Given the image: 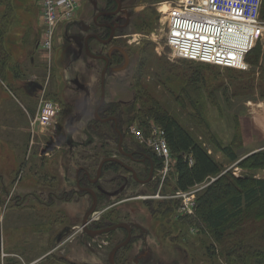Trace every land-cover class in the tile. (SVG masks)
I'll return each instance as SVG.
<instances>
[{
  "label": "rangeland",
  "instance_id": "1",
  "mask_svg": "<svg viewBox=\"0 0 264 264\" xmlns=\"http://www.w3.org/2000/svg\"><path fill=\"white\" fill-rule=\"evenodd\" d=\"M147 1V11L152 8L151 10L155 14L153 26L151 30H141L136 27L124 32L125 34H134L130 37L133 41L127 43L132 47L131 70L115 73L108 79L107 98L112 100H117L119 97L135 99L140 90V87L136 86L137 84L140 86V82H142L154 99L163 103L168 111L177 116L199 140L212 149L213 155L223 164V172L229 168L227 171L233 175L255 174L258 177H263L264 168L251 169L250 162L243 163L247 166L239 164L240 160L242 161L250 155L249 153H253L252 151L264 149V93L258 87V72L254 88L250 89L244 85L247 78L245 73L255 69V65L248 60L249 68L243 71L218 65L202 68L200 66L202 64L198 61L193 62L174 57L171 47L166 43L167 22L162 6L177 0ZM19 2L20 5L14 8V4H19ZM38 11L41 13V0H0V34L4 32L0 36V188L1 183H6L9 188L8 193L1 192L0 195L3 194L6 201L9 200V196L13 192L22 193L38 188L43 184L42 177L45 173L57 180L63 179L60 165L65 163V157H63L65 150L60 149L58 145L63 144L61 141L64 139V135L70 132L75 136V139L85 140L84 133L89 124L88 119H90L101 93L99 79L102 62L92 61L86 56L78 59L76 46L67 40L64 31L60 28L63 23H60L57 28L52 52L49 54L41 46L42 27L35 16ZM263 13L262 10L261 19L264 23ZM18 16H21V19ZM258 46H261L264 51V35L255 48ZM261 58L264 61V55ZM143 61H146L144 67L141 63ZM160 63L169 65L170 68L173 67V70L170 71L180 73L181 77L192 70L201 71L205 75L207 80L204 84H200L201 92L198 98L203 114L209 123V130L223 144H229L236 139L235 141L239 144L236 150L240 155L247 154L239 159L237 164H232L233 162H230L214 147L205 133L206 128L199 125L196 118V120L192 118L191 109L182 107L181 98H177L176 95L181 92V83L183 82L178 85L179 82L176 79L172 81L168 78L171 72L167 73V76L162 70L157 71ZM139 68L138 76L134 78L133 71ZM257 71H259L258 67ZM75 77L90 87L91 95L87 115L83 120L75 121L72 124L70 121L83 107L84 98V92L78 90L71 82V79ZM30 81L41 83L43 89L28 93L24 83L27 84ZM168 87H173L175 94L171 93ZM42 99L52 100L58 104L57 122L53 127L44 131L37 129L33 133L32 119L37 114ZM140 104L141 102H138V105ZM133 122H138V120L135 119ZM129 125L127 123L126 127ZM127 135L141 144L130 132ZM96 142H99L98 138L95 139L94 143ZM124 143L128 144V139ZM82 153L84 154L75 155L74 160H66L70 164L71 171L68 175L71 178L74 177L77 164L91 163V154L86 151ZM101 157L103 155H99V161ZM123 159L127 161L126 158ZM96 167L93 169L95 170ZM173 185V177L169 175L160 184L162 190L156 192L159 194L158 197L151 200L155 203L164 200L178 201L177 207L179 208L181 200L171 197L175 193L171 190ZM131 192L137 193L134 190H129L126 193ZM141 194H143L142 198L116 205L110 211L124 205L128 210L141 208L142 212L147 211L146 201H149L148 197L151 195L142 192ZM163 196L168 197L164 198ZM197 196L198 194L196 195V206ZM11 207L13 208V205L9 201L0 207V214L2 212L0 227L4 229L5 240H11L12 235L13 240L20 247L32 244L42 248L36 253H43L46 248L44 223L41 221V224L33 225L30 219L32 214L27 211V213L19 214L21 219L16 223L13 218H10L13 212ZM66 210L69 212L70 208L67 207ZM37 214L38 211H36V216H40L41 213ZM194 214H196V209L193 214L185 216ZM181 216L174 211L172 220H170L173 225L170 222L164 224L168 227H185L186 235L178 234L177 231L172 233V236L178 235L175 239L178 246H186V248L178 250L179 253L188 252L190 257H194L195 264H230L226 257L227 243L224 244V242L216 240L204 225L188 227L187 224H184ZM4 217H6L5 220H3ZM39 225L40 227H38ZM11 227L15 228L12 234H10ZM169 230L171 231V229ZM74 248L80 255L86 256L84 246L76 244ZM55 253V255L59 254V250H56ZM106 253L107 249L103 250V262H105ZM42 261L38 264L58 263L54 259Z\"/></svg>",
  "mask_w": 264,
  "mask_h": 264
},
{
  "label": "flooded vegetation",
  "instance_id": "2",
  "mask_svg": "<svg viewBox=\"0 0 264 264\" xmlns=\"http://www.w3.org/2000/svg\"><path fill=\"white\" fill-rule=\"evenodd\" d=\"M78 2L79 6L75 16L64 22L60 28L64 31L67 40L76 46L78 59L86 56L92 61H101L103 65L99 79L101 93L88 119L89 124L84 133L85 140L75 139L71 132L64 135L61 141L63 144L58 145L60 149L65 150L63 152L65 163L60 165L63 179L57 180L45 173L42 177L44 179L42 185L24 193L13 192L8 201L11 202L13 208L19 207L24 212L32 214L30 219L33 225L41 221L44 223L47 249L45 258L46 260H57L56 264H112L110 262L112 250L127 239L129 242L119 248L113 257L115 264H195L194 257H190L188 252L179 253L178 250L186 246H178L175 241L178 235L172 236L174 231L186 235L185 227L164 225L169 223L172 217L170 219L164 217L157 209L160 201L155 203L151 200L158 197L157 191L162 190L161 183L158 184L160 168L158 158L151 152V149L137 143L135 139L127 135L129 127H126L125 106L129 105L133 99L119 97L117 100H112L107 98L108 79L115 73L131 70L132 47L127 43L133 41L130 37L134 34L124 32L138 27L142 14L148 10L146 4L148 1L78 0ZM87 47L90 53L97 57L90 56L86 50ZM121 49L127 53L129 62L125 68L115 70V68L124 67L126 63V55ZM103 76L105 77V100L98 109L97 117L96 108L102 98ZM76 78L78 77L72 78L71 82L78 90L84 92V106L86 92L72 81ZM28 84L26 88L29 91L43 89V85L39 82L30 81ZM88 88L90 94L87 112L81 119H78L82 107L70 121L72 124L83 120L88 113L91 95V89L89 86ZM108 118V121H103ZM97 138L99 142L94 143ZM126 139H128V144L125 145ZM83 151L91 154V163L77 164L74 177L71 178L68 175L71 171L70 164L66 160H74L75 155L84 154ZM99 155H103L100 161ZM107 157H116L121 162H106L101 177L96 180L100 162ZM123 158H126L128 162ZM109 163H116L119 167L107 168L106 165ZM94 167H96L95 170ZM1 185L0 194L1 192L8 193L9 188L6 183H1ZM129 190L137 193H126ZM91 191L97 195V207L96 211L88 216V223L84 226L83 221L94 202ZM141 192L151 195L148 197L149 201H146L148 208L147 211H143L144 213L141 208L128 210L126 205L110 211L116 205L142 198ZM8 201L4 199L3 194L0 195V207ZM67 207L70 208L69 212L66 210ZM108 210L117 213L119 218L111 222L108 219L110 212L103 214ZM36 211L38 214L41 213L40 216H36ZM177 212L179 214V208ZM95 214L97 215L94 217ZM120 222L127 225L106 233H98L99 230ZM170 223L173 225V222ZM1 228L0 246L3 242ZM76 244L84 246L85 257L74 248ZM105 249L107 253L105 262H103V250ZM56 250H59L57 255H55Z\"/></svg>",
  "mask_w": 264,
  "mask_h": 264
},
{
  "label": "trees",
  "instance_id": "3",
  "mask_svg": "<svg viewBox=\"0 0 264 264\" xmlns=\"http://www.w3.org/2000/svg\"><path fill=\"white\" fill-rule=\"evenodd\" d=\"M19 5L20 2L14 4V8ZM151 9L142 14L138 24L139 29L151 30L155 21V14ZM262 10L264 12V0ZM3 33L1 32L0 36ZM262 55H264V51L261 46L254 47L247 54L246 60L251 61L255 65V69L245 73L247 78L244 85H247L250 89L254 88L255 77L258 72V87L264 93V61H262ZM145 62H141L142 67H144ZM200 63L202 68L213 65ZM161 64L158 66L157 71L162 70L164 75L167 76V73L171 72L168 78L172 81L176 79L179 82L178 85L183 82L181 83V92L176 95L177 98H181L182 107L191 109L192 118H196L198 124L206 128L205 133L217 150L230 162L238 161L240 153L236 150L239 145L235 141L236 139L229 144H223L209 130V123L203 114L202 105L198 99L201 92L200 84H204L207 80L205 75L201 71L192 70L181 77L180 73L170 71L173 70V67L170 68L169 65ZM257 67L259 71H257ZM135 70L133 71V77L137 78L140 68ZM238 70L243 71L242 69ZM172 75L174 76L173 79ZM163 85L165 86V83ZM136 87H140L139 93L129 105L125 106L126 121L129 125L137 119V123L146 128L151 122H154L164 130L175 159L174 169L170 174L174 180V185L171 187L172 192L189 190L209 177H215L207 187L198 193L196 214L181 216L184 224H187L188 227L191 225L197 227L204 225L216 240L224 242V244L227 243L226 257L230 264H264V176L258 177L255 174L233 175L230 171L223 173V164L213 153L209 152V147L204 142L199 140L177 116L168 111L163 103L154 99L142 82H140V86L137 84ZM168 88L171 93L175 92L173 87ZM138 102H141V104L138 105ZM151 152L155 154L152 150ZM190 156L194 160L192 164ZM157 158L158 166L161 168L162 158L158 156ZM245 162H250L251 169H263L264 149L253 152L242 161L240 160V166H247L243 164ZM106 167L118 168L119 166L116 163H109ZM159 182L160 177L158 184ZM177 204L178 201L164 200L159 202L157 209L164 217L170 219L174 215V211L177 212ZM118 218L119 216L115 212L108 214V219L111 222Z\"/></svg>",
  "mask_w": 264,
  "mask_h": 264
},
{
  "label": "built area",
  "instance_id": "4",
  "mask_svg": "<svg viewBox=\"0 0 264 264\" xmlns=\"http://www.w3.org/2000/svg\"><path fill=\"white\" fill-rule=\"evenodd\" d=\"M262 5L263 0H177L163 4L166 43L176 58L247 70L246 56L264 35ZM78 6V0H41V46L49 54L59 24L71 20ZM58 112V104L42 99L32 119L33 133L55 126ZM129 132L162 158L159 176L163 183L175 163L164 130L154 122L148 128L134 122L129 125ZM189 158L192 164V156ZM214 178L209 177L189 190H178L171 195L181 200L179 214L194 213L196 195Z\"/></svg>",
  "mask_w": 264,
  "mask_h": 264
},
{
  "label": "crops",
  "instance_id": "5",
  "mask_svg": "<svg viewBox=\"0 0 264 264\" xmlns=\"http://www.w3.org/2000/svg\"><path fill=\"white\" fill-rule=\"evenodd\" d=\"M39 10H40V6H39ZM35 16L37 18V21L38 20L40 21V11H38V13H36ZM18 18L21 19V16H18ZM32 23H34V22H32ZM29 27L32 28V26H29ZM24 84H25V87H27L26 85L28 83L27 84L24 83ZM31 90L29 91L26 88V91H28V93L29 92H34L33 89H31ZM255 151L256 150H254L252 152H255ZM209 152L213 153L212 149H209ZM249 154H251V153H249ZM246 155L247 154L240 155V159L245 157ZM238 161H235L232 164H237ZM228 169L229 168H226L224 170V172H226ZM22 193H24V192H22ZM11 209H12L13 212H12L10 218H13L15 220V222L17 223L21 219L19 217V214L23 213L24 211L21 210L19 207H17V208H12L11 207ZM1 215H2V212H1L0 216ZM5 219H6V217H4L3 220H5ZM13 229H15V228L11 227L10 234H12ZM1 233H2V236H3V242L1 243V246H0V264H38V262H40L42 260L43 261L46 260V258H45L46 257V252L45 251L47 250L46 248H45V251L43 253H39L38 254V253H36V251L42 249L39 246L35 247L32 244H27V245H22L20 247L17 244V242L15 240H13L12 235H11V240L10 239H9V241L5 240V233H4V229L3 228H1ZM23 246H25V247H23Z\"/></svg>",
  "mask_w": 264,
  "mask_h": 264
},
{
  "label": "water",
  "instance_id": "6",
  "mask_svg": "<svg viewBox=\"0 0 264 264\" xmlns=\"http://www.w3.org/2000/svg\"><path fill=\"white\" fill-rule=\"evenodd\" d=\"M77 39L81 40V38H77ZM77 39H76V40H77ZM79 40H77V41L79 42ZM80 45H81V44H80ZM86 50L90 53L88 47H87ZM121 50H123V49H121ZM123 52H124V54L126 55V63H125V65H124V67H120V68L118 67V68H115V70H120V69L125 68V66H126L127 63L129 62V57H128L127 53H126L124 50H123ZM89 55L92 56V57H97L96 55H93V54H91V53H90ZM99 57H100V56H99ZM99 57H98V58H99ZM72 81L78 86V88H80V89H82V90H84V91L86 92V98H85V103H84L83 109L81 110V112H80L79 115H78V119H81V118L85 115V113L87 112V109H88V96H89V94H90V90H89L88 86H86L84 83H82L78 78H76V79H74V80H72ZM104 84H105V77L103 76V77H102V98H101V101H100L98 107L96 108V116L98 115V109H99V107L102 105V103H103L104 100H105V85H104ZM40 87H41V86H40ZM97 117H98V116H97ZM108 120H109V118H108V119H103L104 122H106V121H108ZM121 144H122V138H121L120 146H121ZM121 151H122V149H121ZM108 161L121 162V160L118 159V158H116V157H107V158H104V159L100 162V165H99V167H98V172H97L96 180H97L98 178L101 177V174H102V171H103L104 164H105L106 162H108ZM91 193H92V195H93L94 202H93V206H92V208L87 212V215H86V217H85V219H84V221H83L84 226L87 225V223H88V216H89L90 214L94 213V212L96 211V207H97V200H98V199H97V195H96V193H95L94 191H91ZM126 225H127V224H126V223H123V222L116 223V224H114V225H112V226H109V227H106V228H104V229L99 230L98 233H99V234L106 233V232H109V231H111V230H114V229H116V228H118V227H123V226H126ZM128 242H129V239H127L125 242H123V243L117 245V246L112 250V252H111V254H110V257H111L110 262H111L112 264H115L114 261H113V257H114V255H115V253L117 252V250H118L119 248H121L122 246H124L125 244H127Z\"/></svg>",
  "mask_w": 264,
  "mask_h": 264
}]
</instances>
